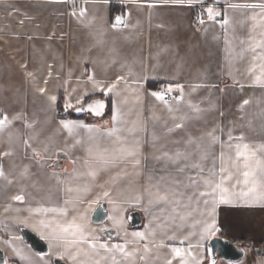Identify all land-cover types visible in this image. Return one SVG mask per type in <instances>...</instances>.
Wrapping results in <instances>:
<instances>
[{"label": "crops", "instance_id": "1", "mask_svg": "<svg viewBox=\"0 0 264 264\" xmlns=\"http://www.w3.org/2000/svg\"><path fill=\"white\" fill-rule=\"evenodd\" d=\"M199 3L207 18L195 26ZM163 83L180 98L158 100ZM94 100L98 115L56 117ZM0 111L6 262L208 264L207 242L220 236L247 246L239 264H264V181L241 197L251 185L233 187L232 166L237 145L264 160V0H0ZM221 167L234 174L230 203L212 191Z\"/></svg>", "mask_w": 264, "mask_h": 264}, {"label": "snow or ice", "instance_id": "2", "mask_svg": "<svg viewBox=\"0 0 264 264\" xmlns=\"http://www.w3.org/2000/svg\"><path fill=\"white\" fill-rule=\"evenodd\" d=\"M212 11L213 10L211 8L208 9L210 17L212 15ZM81 15H83V12H81ZM120 19H121L120 17H117L118 22H120ZM201 22H203V21H201ZM119 79L120 78H118L117 83L119 82ZM256 79H257V81H260L261 78L258 76ZM115 87H116V83H113V84L108 86L107 91H111ZM169 90H171V89H169ZM41 91H43V89H41ZM153 95L156 96V98L158 100L165 101V97L162 93L157 92V93H153ZM52 99H55V97H53ZM243 103L247 104L248 101L245 100ZM92 107H93L92 105H89L90 109ZM96 108H97V114H99V109L103 108V104L100 102H96ZM115 119H116V116L114 115L113 120H115ZM7 122H9V121H8V117L6 115H3L2 117H0V129H3V127L6 125ZM62 123H64L65 127L68 126V122H62ZM177 127H180V125H177ZM208 135L212 136L214 140L216 139V137H214L212 133H209ZM231 139H232V137L229 136V140H231ZM165 155H167V154H165ZM176 156L180 157L181 154L178 152V153H176ZM221 158H223V153L221 154ZM232 166L236 169V173L240 177H242V180L239 178L236 179V184L233 185V187H235L236 185L241 184V183L244 186L251 185V187H248L247 191L242 190L239 193V195L241 197H247L249 195V193L255 192L258 180L264 181V160L258 159L256 152L250 151L249 146L247 144H244L242 147H241V145L236 146L235 159L232 161ZM192 167L199 168L200 165L194 164V165H192ZM225 172H226V169L224 167H221L220 168L221 179L212 188L213 192H216L217 190H219V192L221 193L220 201H219L220 203H230L231 200L229 199V197L235 195V193H230L229 189L223 186L226 181H230L234 178V174L232 172H228L227 175H223ZM2 175H3V171L0 170V176H2ZM205 184L211 186L212 180L211 179L205 180ZM105 195H107V193H105ZM14 199L18 200V201H22L23 196L17 195L14 197ZM160 199L164 200V199H166V197L161 196ZM69 227L75 229V232L73 233L74 235L76 233H80L81 239H83V227L81 225L72 224V225H69ZM215 228H216V222L213 219L210 224L206 225L205 231L208 232V234H211V232L213 230H215ZM67 230H68L67 228L64 229V231H67ZM136 235L143 237V233H137ZM85 242L87 243L88 241H85ZM73 243H76V241H73ZM181 243H182V241H181ZM92 247L94 248L95 245L93 244ZM100 247L106 248L107 246L104 244H101ZM113 247L116 248L118 251L124 253V255H126V256L130 255V253L125 252L124 247L121 245H113ZM183 251L184 250L180 247L172 248V252L175 254L176 257H180L181 253ZM188 254L191 255V252H189ZM168 264H171V261H169ZM181 264H186V261H184L182 259Z\"/></svg>", "mask_w": 264, "mask_h": 264}, {"label": "water", "instance_id": "3", "mask_svg": "<svg viewBox=\"0 0 264 264\" xmlns=\"http://www.w3.org/2000/svg\"><path fill=\"white\" fill-rule=\"evenodd\" d=\"M96 102H100L97 100L91 101L82 107L75 109L73 112L76 115H80L82 113L90 112L92 114H97ZM101 103V102H100ZM89 105L93 107L90 109ZM102 112V109H99V114ZM98 115V114H97ZM105 205L99 204L91 215V220L95 223H99L105 220ZM128 221L131 226H136L139 224V214L137 212H130L128 215ZM21 235L24 240L38 253L47 252L46 243L35 235L33 232L28 230L27 228L20 229ZM208 264H215L217 259L220 258L225 261L231 262H239L243 259L245 255V249L240 245H236L235 243L224 239L223 237L217 236L209 239L206 245ZM262 252L261 248L255 250V253L260 254ZM53 264H65L60 259H53ZM0 264H16L13 262H6L4 253L0 250Z\"/></svg>", "mask_w": 264, "mask_h": 264}, {"label": "built area", "instance_id": "4", "mask_svg": "<svg viewBox=\"0 0 264 264\" xmlns=\"http://www.w3.org/2000/svg\"><path fill=\"white\" fill-rule=\"evenodd\" d=\"M117 15L113 16V19H117ZM207 18V7L205 3H199L197 5L196 11L192 16L193 25H199ZM170 88L165 84H160L156 88V92L162 93L165 97V101H175L180 98L179 93L173 90H169ZM71 112V109L67 106L63 107L61 110L57 111L56 117L62 118L66 115V113ZM1 114V111H0Z\"/></svg>", "mask_w": 264, "mask_h": 264}, {"label": "rangeland", "instance_id": "5", "mask_svg": "<svg viewBox=\"0 0 264 264\" xmlns=\"http://www.w3.org/2000/svg\"><path fill=\"white\" fill-rule=\"evenodd\" d=\"M215 264H239V262H236V263H228V262H224L222 260H218V261H216Z\"/></svg>", "mask_w": 264, "mask_h": 264}, {"label": "flooded vegetation", "instance_id": "6", "mask_svg": "<svg viewBox=\"0 0 264 264\" xmlns=\"http://www.w3.org/2000/svg\"><path fill=\"white\" fill-rule=\"evenodd\" d=\"M241 247H243L245 250H246V248H247V246L246 245H241V244H239ZM244 258V257H243ZM218 260H222V259H220V258H218L217 259V261ZM222 261H224V262H228V263H236V262H231V261H225V260H222Z\"/></svg>", "mask_w": 264, "mask_h": 264}, {"label": "trees", "instance_id": "7", "mask_svg": "<svg viewBox=\"0 0 264 264\" xmlns=\"http://www.w3.org/2000/svg\"><path fill=\"white\" fill-rule=\"evenodd\" d=\"M158 85V84H157ZM70 113V112H69ZM71 116H78V115H76L75 113H73V111H71Z\"/></svg>", "mask_w": 264, "mask_h": 264}]
</instances>
